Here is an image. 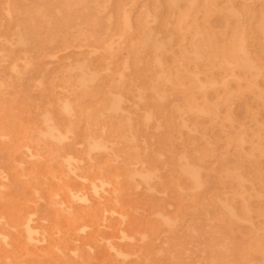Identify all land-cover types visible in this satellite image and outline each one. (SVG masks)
<instances>
[{
  "label": "rangeland",
  "instance_id": "374dc122",
  "mask_svg": "<svg viewBox=\"0 0 264 264\" xmlns=\"http://www.w3.org/2000/svg\"><path fill=\"white\" fill-rule=\"evenodd\" d=\"M0 54V264H264V0H0Z\"/></svg>",
  "mask_w": 264,
  "mask_h": 264
},
{
  "label": "bare ground",
  "instance_id": "6f19581e",
  "mask_svg": "<svg viewBox=\"0 0 264 264\" xmlns=\"http://www.w3.org/2000/svg\"><path fill=\"white\" fill-rule=\"evenodd\" d=\"M109 1H110V0H109ZM91 2H92V1H91ZM210 5H211V4H210ZM7 6H8V5H7ZM211 6H212V5H211ZM10 7H11V6H10ZM173 7H174V6H173ZM6 9H7V8H6ZM176 9H178V8H176ZM100 10H101V9H100ZM102 10H103V9H102ZM102 10H101V11H102ZM5 11H6V10H5ZM8 11H9V10H7V12H8ZM10 11H11V9H10ZM98 12H99V11H98ZM102 12H103V11H102ZM180 12H181V11H180ZM189 12H190V11H189ZM9 13H10V12H9ZM123 13H124V12H123ZM9 15H11V14H9ZM125 15H126V14H125ZM126 16H127V15H126ZM126 16H125V17H126ZM117 17H118V16H117ZM118 18H119V17H118ZM127 18H128V17H127ZM78 19H79V18H78ZM119 19H120V18H119ZM120 20H121V19H120ZM185 20H186V19H185ZM127 21H128V20H127ZM186 21H187V20H186ZM64 22H65V20H64ZM123 22H124V21H123ZM179 22H182V21H180V19H179ZM184 22H185V21H184ZM126 23H127V22H125V24H126ZM185 23H186V22H185ZM23 24H24V23H23ZM80 24H82V23H80ZM64 25H65V24H63V26H64ZM178 25H179V24H178ZM182 25H183V24H182ZM23 26H24V25H23ZM25 26H26V25H25ZM26 27H27V26H26ZM58 27H60V26H58ZM71 27H72V26H71ZM21 28H22V27H21ZM65 28H67V27L65 26ZM73 28H74V27H73ZM179 28H180V27H179ZM68 29H69V28H68ZM80 29H81V28H80ZM23 30H26V29H23ZM55 30H56V29H55ZM71 30H72V29H71ZM106 30H107V29H106ZM188 30H189V29H188ZM244 30H245V29H244ZM236 31H237V30H236ZM15 32H16V31H15ZM21 32H22V31H21ZM57 32H59V31H57ZM64 32H66V31H64ZM69 32H70V31H69ZM241 32H242V31H241ZM245 32H246V31H245ZM23 33H24V31H23ZM59 33H61V32H59ZM59 33L57 34V36L59 35ZM67 33H68V32H67ZM67 33H66V34H67ZM105 33L107 34L106 31H105ZM239 33H240V32H239ZM24 34H25V33H24ZM28 34H29V33H28ZM61 35H62V34H61ZM72 35H73V34H72ZM101 35H102V34H101ZM182 35H183V34H182ZM184 35H185V34H184ZM196 35H198V34H196ZM196 35H195V36H196ZM18 36H19V35H18ZM20 36H21V35H20ZM20 36H19V37H20ZM118 36H119V34H118ZM23 37H24V35H23ZM122 37H123V36H122ZM122 37H121V38H122ZM20 38H21V37H20ZM73 38H74V37H73ZM83 38H84V37H83ZM87 38H88V37H87ZM104 38H105V37H104ZM117 38H118V37H117ZM245 38H246V37H245ZM112 39H113V37H112ZM118 39H119V38H118ZM233 39H234V36H233ZM246 39H247V38H246ZM19 40H20V39H19ZM57 40H58V39H57ZM100 40H102V39H100ZM107 40H108V39H107ZM193 40H194V39H193ZM243 40H244V39H243ZM243 40H242V42H243ZM5 41H6V40H5ZM74 41H76V40L74 39ZM98 41H99V39H98ZM109 41H110V40H109ZM109 41H107V42L109 43ZM120 41H121V40H120ZM6 42H7V41H6ZM101 42H103V41H101ZM104 42H105V41H104ZM182 42H183V41H182ZM193 42H194V41H193ZM242 42H241V43H242ZM20 43H21V42H20ZM82 43H83V42H82ZM96 43H97V41H96ZM98 43H99V42H98ZM115 43H116V42H115ZM8 44H9V43H8ZM73 44H74V43H73ZM101 44H102V43H101ZM111 44H114V43H110V45H111ZM182 44H184V43H182ZM229 44H230V43H229ZM106 45H107V44H106ZM108 45H109V44H108ZM197 45H198V44H197ZM73 46H74V45H73ZM96 46H97V47H98V46L100 47V44H99V45L95 44V47H96ZM230 46H231V45H230ZM80 47H81V46H80ZM107 47H108V46H107ZM202 47H203V45H202ZM56 48H57V47H56ZM59 48H60V47H59ZM61 48H62V47H61ZM68 48H69V47H68ZM104 48H106V46H105ZM110 48H112V47H110ZM203 48H204V47H203ZM227 48H230V47H227ZM227 48H226V49H227ZM57 49H58V48H57ZM63 49H64V48H63ZM91 49H92V48H91ZM95 49H96V48H95ZM204 49H205V48H204ZM54 50H56V49H54ZM65 50H66V49H65ZM112 50H113V48H112ZM232 50H234V49H232ZM95 51L99 52L100 49H99V51H98V50H94V53H95ZM218 51H219V50H218ZM4 52H5V51H4ZM90 52H91V51H90ZM97 52H96V53H97ZM101 52H102V51H101ZM103 52H104V51H103ZM111 52H112V51H111ZM190 52H191V51H190ZM200 52H201V51H200ZM5 53H6V52H5ZM92 53H93V52H92ZM222 53H223V51H222ZM1 54H3V52H2ZM1 54H0V56H1ZM202 54H203V53H202ZM10 55H11V54H10ZM55 55H56V54H54V56H55ZM56 56H57V55H56ZM202 57H203V56H202ZM224 57H225V56H224ZM0 58H1V57H0ZM3 58H4V57H3ZM184 58H185V57H184ZM219 58H220V56H219ZM6 59H8V58H6ZM192 59H194V58L192 57ZM200 59H201V58H200ZM232 59H233V58H232ZM234 59H235V57H234ZM234 59H233V60H234ZM1 60L3 61L4 59L1 58ZM18 60H20V59H18ZM18 60H17V61H18ZM182 60H184V59H182ZM222 60H223V59H222ZM227 60H228V59H227ZM254 60H256V59H254ZM223 61H224V60H223ZM256 61H257V60H256ZM24 62H25V60L23 61V63H24ZM189 62H190V61H189ZM192 62H193V61H192ZM228 62H229V60H228ZM1 63H3V62H1ZM12 63H13V62H12ZM28 63H29V62H28ZM223 63H224V62H223ZM225 63H227V62H225ZM230 63H231V61H230ZM230 63H227V64H230ZM232 63H233V62H232ZM254 63H255V62H254ZM15 64H16V63H15ZM187 64H188V63H187ZM220 64H222V63H220ZM176 65H177V64H176ZM223 65H224V64H223ZM230 65H231V64H230ZM259 65H260V64H259ZM261 65H262V64H261ZM226 66H227V65H226ZM15 67H17V66H15ZM176 67H177V66H176ZM262 67H263V65H262ZM262 67H261V68H262ZM228 68H230V66H229ZM259 68H260V66H259ZM263 68H264V67H263ZM175 69H176V68H175ZM219 69H220V68H219ZM187 70H188V69H187ZM220 70H221V69H220ZM66 71H67V70H66ZM90 71H91V70H90ZM196 71H197V70H196ZM243 71H244V70H243ZM18 72H19V70H18ZM92 72H94V71H92ZM228 72H229V71H228ZM232 72H233V71H232ZM249 72H250V71H249ZM261 72H262V71H261ZM12 73H13V72H12ZM96 73H97V72H96ZM169 73H170V72H169ZM230 73H231V72H230ZM68 74H69V73H68ZM179 74H181V73H179ZM66 75H67V74H66ZM176 75H177V74H176ZM231 75H232V74H231ZM68 76H69V75H68ZM199 76H200V75H199ZM209 76H210V75H209ZM214 76H215V75H214ZM69 77H70V76H69ZM219 77H220V76H219ZM219 77H217V78H219ZM63 78H65V77H63ZM156 78H157V77H156ZM171 78H172V77H171ZM193 78H194V77H193ZM220 78H221V77H220ZM229 78H232V77H229ZM120 79H122V78H121V75H120ZM157 79H159V78H157ZM160 79H161V78H160ZM71 80H72V78H71ZM118 80H119V79H118ZM225 80H226V79H225ZM227 80H228V79H227ZM234 80H235V79H234ZM66 81H67V80H66ZM237 81H238V80H236V82H237ZM185 82H186V81H185ZM212 82H213V81H212ZM212 82H211V83H212ZM214 82H215V81H214ZM217 82H218V81H217ZM221 82H224V83H225L226 81L221 80ZM64 83H65V82H64ZM66 83H67V82H66ZM116 83L119 84L118 82H116ZM229 83H230V80H229ZM239 83H240V82H239ZM239 83H238V84H239ZM68 84H71V83H68ZM120 84H121V83H120ZM174 84H175V83H174ZM183 84H184V83H183ZM238 84H237V85H238ZM257 84H258V83H257ZM185 85H186V84H185ZM185 85H184V86H185ZM215 85H216V84H215ZM228 85H229V84H228ZM66 86H67V85H66ZM69 86L72 88V85H69ZM171 86H172V85H171ZM176 86H178V84H177ZM176 86H175V88H178V87H176ZM187 86H188V85H187ZM0 87H1V86H0ZM194 87H195V86H194ZM199 87H200V86H199ZM201 87H202V86H201ZM201 87H200V88H201ZM217 87H218V86H215L214 88H217ZM219 87H220V86H219ZM219 87H218V88H219ZM229 87H230V86H229ZM251 87H252V86H251ZM185 88H186V87H185ZM188 88H189V87H188ZM255 88H256V87H255ZM190 89H191V88H190ZM66 90H67V89H66ZM111 90H112V89H111ZM84 91H85V90H84ZM86 91H87V90H86ZM167 91H168V90H167ZM167 91L165 90V92H167ZM233 91H234V90H233ZM113 92H114V91H113ZM222 92H223V91H222ZM167 93H168V92H167ZM225 93H226V92H225ZM225 93H224V95H225ZM231 93H232V92H231ZM86 94H87V93H85V95H86ZM197 94H198V93H197ZM203 94L205 95V92H204ZM226 94H227V93H226ZM199 95H200V94H199ZM222 95H223V93H222ZM224 95H223V96H224ZM79 96H80V95H79ZM192 96H194V95H192ZM205 97H206V96H205ZM221 97H222V96H221ZM64 100H65V99H64ZM192 100H193V98H192ZM66 101H67V99H66ZM59 102H61V101H59ZM198 102H199V101H198ZM63 103H64V102H63ZM67 103H68V102H67ZM67 103H65V104H67ZM76 103H77V102H76ZM182 105H183V104H182ZM67 106H70V104H67ZM73 106H74V105H73ZM103 106H105V105H103ZM203 106H204V105H203ZM57 107H58V106H57ZM60 107H61V106H60ZM76 107H77V106H76ZM63 108H64V107H63ZM74 108H75V107H74ZM77 108H78V107H77ZM101 108H102V106H101ZM206 108H208V107H206ZM81 109H84V110H85V108H81ZM108 109H109V108H108ZM187 109H188V107H187ZM208 109H209V108H208ZM69 110H71L70 107H69ZM62 111H63V109H62ZM86 111H89V110H86ZM86 111H85V113H86ZM127 111H128V109H127ZM210 111H211V110H210ZM70 112H71V111H70ZM79 112H81V110H79ZM106 112H108V111H106ZM46 113H48V112H46ZM46 113H45V115H47ZM63 113H64V112H63ZM81 113H82V112H81ZM81 113H80V115H81ZM64 114H65V113H64ZM70 114H71V113H70ZM89 114H90V113H89ZM95 114H96V113H95ZM144 114H145V113H144ZM152 114H153V113H152ZM49 115H50V113H49ZM49 115H47V116H49ZM65 115H66V114H65ZM68 115H69V114H68ZM85 115H86V114H85ZM123 115H124V114H123ZM125 115H126V114H125ZM142 115H143V114H142ZM147 115H148V114H147ZM59 116H60V115H59ZM69 116H70V115H69ZM81 116H82V115H81ZM127 116H128V115H127ZM148 116H149V115H148ZM49 117H50V116H49ZM70 117H71V116H70ZM72 117H73V116H72ZM72 117H71V118H72ZM83 117H84V116H83ZM119 117H120V116H119ZM119 117H118V118H119ZM122 117H123V116H122ZM42 118H43V115H42ZM45 118H47V117H45ZM97 118H98V117H97ZM149 118H150V121H151V118H152V117L150 116ZM123 119H124V117H123ZM145 119H147V117H145ZM180 119H181V118H180ZM199 119H200V118H199ZM88 120H89V118H88ZM88 120H87V121H88ZM124 120H125V119H124ZM44 121H45V120H44ZM48 121H49V120H48ZM50 121H51V119H50ZM83 121H84V120H83ZM130 121H131V119H130ZM148 121H149V120H148ZM148 121H147V122H148ZM180 121H181V120H180ZM51 122H52V121H51ZM88 122H90V121H88ZM47 123H48V122H47ZM149 123H151V122H149ZM182 123H183V122H182ZM43 124H44V123H43ZM45 124H46V123H45ZM45 124H44V125H45ZM50 124H51V123H50ZM69 124H70V120H69ZM85 124H86V121H85ZM85 124H84V127H85ZM93 124H94V122H93ZM187 124H188V123H187ZM187 124H186V125H187ZM24 125H25V124H24ZM87 125H88V124H87ZM87 125H86V126H87ZM94 125H95V124H94ZM98 125H99V124H97V126H98ZM27 126H28V125H27ZM47 126H48V125L46 124L45 127H47ZM70 126H71V125H70ZM80 126H82V125H80ZM88 126H89V125H88ZM88 126H87V129H86V130H87V131H86L87 133H88ZM198 126H199V125H198ZM25 127H26V126H25ZM52 128H53V127H52ZM54 128H55V127H54ZM92 128H94V126H93ZM95 128H96V127H95ZM191 128H192V127H191ZM191 128H190V129H191ZM46 129H47V128H46ZM83 129H84V128H83ZM192 129H193V128H192ZM47 130H48V129H47ZM54 130H55V129H54ZM65 130H68V129H65ZM2 131H3V128H2ZM4 131H6V130L4 129ZM7 131H8V130H7ZM38 131H39V130H38ZM40 131H41V130H40ZM40 131H39V133H40ZM48 131H49V130H48ZM48 131H47V132H48ZM50 131H51V130H50ZM68 131H69V130H68ZM103 131H104V130H103ZM47 132H46V133H47ZM54 132H55V131H54ZM58 132H59V131H58ZM83 132H84V131H83ZM50 133H51V132H50ZM59 133H60V132H59ZM125 133H126V132H125ZM0 134H5V133H0ZM40 134H41V133H40ZM40 134H39V135H40ZM52 134H53V133H52ZM70 134H71V133H70ZM70 134H69V135H70ZM91 134H92V133H91ZM102 134H104V132H103ZM119 134H120V133H119ZM122 134H123V132H122ZM7 135L10 137L9 133H8ZM41 135H43V134H41ZM60 135H61V133H60ZM116 135H117V134H116ZM200 135H201V134H200ZM0 136H1V135H0ZM2 136H3V135H2ZM8 136H7V137H8ZM57 136H58V135H57ZM57 136H56V137H57ZM62 136H64V135H62ZM71 136L73 137V134H72ZM81 136H82V135H81ZM92 136L94 137V134H92ZM108 136H109V135H108ZM121 136H122V135H121ZM130 136H131V135H130ZM4 137H5V136H4ZM66 137H67V136H66ZM87 137H88V136H87ZM125 137H126V136H125ZM240 138H241V137H240ZM24 139H26V138H24ZM43 139H44V138H43ZM45 139L47 140L46 137H45ZM49 139H51V138H49ZM49 139H48V140H49ZM107 139H108V138H107ZM130 139H131V138H130ZM241 139H242V138H241ZM7 140H8V139H7ZM52 140H53V142H54L55 137H54V139L52 138ZM58 140H60V139H58ZM69 140H70V139H69ZM1 141H2V139H1ZM28 141H29V139H28ZM63 141H64V140H63ZM66 141H68V138H67V140H65L64 142H66ZM91 141L93 142V140H91ZM99 141H100V139H99ZM117 141H120V140H117ZM131 141H132V140H131ZM105 142H106V141H105ZM122 142H123V140H122ZM229 142H230V141H229ZM242 142H243V140H241V144H242ZM36 143H38V142H36ZM50 143H51V142H50ZM55 143H56V142H55ZM61 143H62V142H61ZM85 143H86V142H85ZM96 143H97V142H96ZM99 143H100V142H99ZM128 143L131 144L130 142H128ZM132 143H133V141H132ZM244 143H246V142H244ZM57 144H58V143H57ZM92 144H93V143H92ZM100 144H102V143H100ZM106 144H107V143H105V145H106ZM113 144H114V143H113ZM262 144H263V143H262ZM90 145H91V144H90ZM93 145H94V144H93ZM102 145H103V144H102ZM108 145L114 147V146L111 145V144H108ZM134 145H135V144H134ZM254 145H255V144H254ZM26 146H27V144H26ZM45 146H46V145H45ZM75 146H76V145H75ZM82 146H83V145H82ZM255 146H256V145H255ZM21 147H23V146H21ZM24 147H25V146H24ZM87 147H88V145H87ZM101 147H102V146H100V148H101ZM135 147H136V146H135ZM45 148L47 149V147H45ZM100 148H98V149H100ZM253 148H254V147H253ZM79 149H80V148H79ZM89 149H90V147H89ZM101 149H102V148H101ZM101 149H100V150H101ZM105 149H106V148H105ZM105 149H104V146H103V151H105ZM20 150H22V149H20ZM23 150H24V149H23ZM30 150H31V149H30ZM87 150H88V148H87ZM107 150H109V149H107ZM61 151H62V150H61ZM92 151H93V150H91V152H92ZM101 151H102V150H101ZM133 151H134V150H133ZM256 151H257V150H256ZM256 151H254V152H256ZM26 152H27V151H26ZM50 152H51V151H50ZM55 152H56V151H55ZM96 152H100V151H97V150H96ZM105 152H106V151H105ZM105 152H104V153H105ZM110 152H112V151H110ZM134 152H135V151H134ZM27 153H28V152H27ZM92 153H94V152H92ZM135 153H136V152H135ZM28 154H29V153H28ZM53 154H55V153H53ZM87 154H88V156H89V152H87ZM106 154H107V153H106ZM37 155H38V151H37ZM48 155H49V153H48ZM50 155H52V154H50ZM107 155H108V154H107ZM112 155H113V153H112ZM114 155H115V154H114ZM114 155H113V156H114ZM185 155L188 157L187 154H185ZM35 156H36V155H35ZM35 156L32 155L30 158H32V157L34 158ZM38 156H39V155H38ZM38 156H36V157L38 158ZM65 156H66V155H65ZM69 156H71V155H69ZM69 156L67 157V159L69 158ZM84 156H85V155H84ZM86 156H87V155H86ZM115 156H116V155H115ZM115 156H114V157H115ZM23 157H24V155H23ZM25 157H26V156H25ZM72 157H73V156H72ZM80 157H81V156H80ZM250 157H251V156H249L248 159H250ZM28 158H29V157H28ZM50 158H51V157H50ZM52 158H53V157H52ZM88 158H89V157H88ZM117 158H119V157H117ZM117 158H116V159H117ZM130 158H131V157H130ZM65 159H66V158H65ZM69 159L72 160L71 158H69ZM69 159H68V160H69ZM89 159H90V158H89ZM116 159H115V161H116ZM188 159H189V157H188ZM90 160H91V159H90ZM64 161H65V160H64ZM79 161H80V160H79ZM88 161H89V160H88ZM182 161H183V160H182ZM189 161H190V160H189ZM62 162H63V158H62ZM69 162H70V161H69ZM71 162H72V161H71ZM74 162H75V161H74ZM76 162H77V160H76ZM80 162H81V161H80ZM80 162H78V163L81 164ZM14 163H15V162H14ZM21 163H22V161H21ZM126 163H127V162H126ZM136 163H137V162H136ZM185 163H187V162L185 161ZM18 164H20V163H18ZM18 164H17V165H18ZM63 164H64V163H63ZM63 164H62V165H63ZM20 165H21V164H20ZM91 165H92V164H91ZM140 165H141V164H140ZM196 165H197V164H196ZM199 165H200V164H199ZM71 166H72V165H71ZM80 166H81V165H80ZM133 166H134V165H133ZM18 167L21 168V166H19V165H18ZM67 167H68V166H67ZM123 167H124V166H123ZM131 167H132V166H131ZM142 167H143V165H142ZM60 168H61V167H60ZM64 168H65V167H64ZM68 168H69V167H68ZM91 168H92V167H91ZM103 168H105V166H104ZM178 169H179V167H178ZM61 170H62V169H61ZM90 170H91V169H90ZM97 170H98V169H97ZM109 170H110V169H109ZM179 170H180V169H179ZM197 170H199V169H197ZM34 171H35V170H34ZM42 171H43V170H42ZM62 171H63V170H62ZM70 171H71V172H74L75 170H74V169H70ZM79 171H80V170H79ZM79 171H78V172H79ZM84 171H85V170H84ZM91 171H92V170H91ZM91 171H90V172H91ZM98 171H101V170H98ZM116 171H117V170H116ZM134 171H135V169H134ZM144 171H145V170H144ZM183 171H184V169H183ZM202 171H203V170H202ZM53 172H54V171H53ZM75 172H76V171H75ZM145 172H146V171H145ZM2 173H3V172H2ZM67 173H68V171H67ZM86 173H87V172H86ZM93 173H94V172H93ZM47 174H48V173H47ZM72 174H73V173H72ZM72 174H71V175H72ZM100 174H102V173L100 172ZM140 174H142V173H140ZM225 174H226V173H225ZM91 175H92V174H91ZM135 175H136V174H135ZM226 175H227V174H226ZM0 176H1V175H0ZM3 176H4V175H3ZM63 176H64V175H63ZM74 176H75V175H74ZM82 176H84V175H82ZM133 176H134V175H133ZM152 176H153V175H152ZM224 176H225V175H224ZM6 177H7V176H6ZM28 177L30 178V176H28ZM33 177H35V176H33ZM41 177H42V176H41ZM46 177H47V176H46ZM50 177H52V176H50ZM115 177H116V176H115ZM115 177H114V178H115ZM146 177H147V176H146ZM153 177H154V176H153ZM226 177H227V176H226ZM4 178H5V177H4ZM26 178H27V177H26ZM43 178H44V177H43ZM62 178H63V177H62ZM77 178H78V177H77ZM100 178H101V175H100ZM102 178H103V177H102ZM119 178H120V177H119ZM128 178H130V177H128ZM136 178H137V177H136ZM139 178H141V177H138V179H139ZM227 178H228V177H227ZM227 178H226V179H227ZM6 179H7V178H6ZM53 179H54V177H53ZM75 179H76V178H75ZM80 179H83V178H80ZM84 179H85V178H84ZM116 179H117V178H116ZM120 179H121V178H120ZM141 179L143 180L144 178L142 177ZM44 180H45V178H44ZM97 180H98V179H97ZM105 180H106V179H105ZM0 181H1V179H0ZM4 181H5V180H4ZM35 181H36V180H35ZM46 181H47V180H46ZM56 181H57V180H56ZM85 181H86V180H85ZM100 181L102 182V180H100ZM103 181H104V180H103ZM198 181H199V180H198ZM26 182H27V181H26ZM59 182H60V181H59ZM95 182H96V180H95ZM108 182H109V181H108ZM141 182H142V181H141ZM152 182H153V181H152ZM176 182H177V181H176ZM193 182H195V181H193ZM98 183H99V182H98ZM103 183H105V182H103ZM103 183L101 184V186L104 185ZM115 183H116V182H115ZM134 183H135V182H134ZM142 183H143V182H142ZM196 183H197V182H196ZM199 183H201V182L199 181ZM204 183H206V182H204ZM14 184H15V182H14ZM86 184H87V182H86ZM109 184H110V182H109ZM145 184H146V183H145ZM15 185H16V184H15ZM49 185H50V184H49ZM79 185H81V184H79ZM90 185H91V184H90ZM93 185L95 186L94 183H93ZM107 185H108V184H107ZM146 185H147V184H146ZM201 185H202V184H201ZM1 186H2V185H1ZM1 186H0V187H1ZM29 186H30V185H29ZM108 186H109V185H108ZM117 186H118V185H117ZM195 186L197 187L196 189H198L199 185L196 184ZM195 186H194V187H195ZM45 187H46V186H45ZM87 187H88V186H87ZM92 187H93V186H92ZM97 187H98V186H97ZM97 187L95 186V187H94V190L100 188V187H99V188H97ZM106 187H107V186H106ZM111 187H112V186H111ZM147 187H148V186H147ZM200 187H201V186H200ZM2 188H3V187H2ZM17 188H18V187H17ZM31 188H32V187H31ZM50 188H51V187H50ZM101 188H102V187H101ZM177 188H178V190H179V187H177ZM261 188H262V187H261ZM18 189H19V188H18ZM67 189H68V191L70 190V188H67ZM120 189H121V188H120ZM148 189H149V188H148ZM186 189H187V188H186ZM262 189H263V188H262ZM5 190H6V189H5ZM64 190H65V189H64ZM121 190H122V189H121ZM0 191H1V190H0ZM98 191H99V190H98ZM102 191H103V190H102ZM114 191H116V190L114 189ZM189 191L191 192V190H189ZM245 191H246V190H245ZM37 192H38V191H37ZM69 192L71 193V191H69ZM69 192H67V193L69 194ZM74 192H75V191H74ZM81 192H82V191H81ZM90 192H91V191H90ZM116 192H117V191H116ZM116 192H115V193H116ZM179 192H180V191H179ZM183 192H184V191H183ZM186 192H188V191H186ZM53 193H54V192H53ZM56 193H57V192H56ZM60 193H62V192H60ZM78 193L80 194L79 191H78ZM83 193H84V192H83ZM92 193H93V192H92ZM192 193H193V192H192ZM243 193H244V192H243ZM248 193H249V192H248ZM248 193H247V194H248ZM34 194H35V190H34ZM76 194H77V193H76ZM76 194L72 193L70 199L74 201L75 197L78 198V194H77V195H76ZM84 194H85V193H84ZM98 194H99V193H98ZM101 194H102V193H101ZM104 194H105V193H104ZM113 194H114V193H113ZM233 194H236V193L234 192ZM245 194H246V193H244V195H245ZM54 195H56V194H54ZM57 195H58V194H57ZM92 195H93V194H92ZM107 195H108V194H107ZM30 196H31V195H30ZM33 196H34V195H33ZM36 196H37V195H36ZM42 196H43V195H42ZM47 196H48V195H47ZM231 196H232V195H231ZM238 196H239V195H238ZM238 196H237V194H236V197H238ZM240 196H241V195H240ZM240 196H239V198H240ZM34 197H35V196H34ZM73 197H74V199H72ZM95 197H96V196H95ZM241 197L243 198V196H241ZM51 198H52V197H51ZM53 198H54V197H53ZM80 198H81V197H80ZM80 198H78V200H80L79 202H82V203H83V201H81ZM232 198H233V197H232ZM242 198H241V199H242ZM56 199H57V198H56ZM82 199L85 200V203H86V201H87L86 197H83ZM217 199H218V198H217ZM217 199H216V200H217ZM244 199H245V198H244ZM246 199H247V198H246ZM246 199H245V200H246ZM0 200H1V199H0ZM38 200H39V199H38ZM216 200H215V201H216ZM247 200H248V199H247ZM76 201H77V200H76ZM114 201H115V200H114ZM231 201H232V200H231ZM26 202H27V201H26ZM61 202H62V201H61ZM74 202H75V201H74ZM87 202H88V201H87ZM210 202H211V201H210ZM226 202H227V201H226ZM1 203H2V202H1ZM28 203H29V202H28ZM55 203H56V202H55ZM62 203H63V202H62ZM62 203H61V204H62ZM85 203H83V204H85ZM116 203H117V202H116ZM29 204H30V203H29ZM31 204H32V203H31ZM51 204H52V203H51ZM208 204H209V203H208ZM208 204H207V205H208ZM210 204H214V202H211ZM218 204H219V203H218ZM32 205L35 206V204H32ZM54 205H55V204H54ZM54 205H53V206H54ZM63 205H64V204H63ZM244 205H245V201H244ZM2 206H3V205H2ZM51 206H52V205H51ZM208 206H209V205H208ZM213 206H214V205H213ZM246 206H247V205H246ZM202 207H203V206H202ZM206 207H207V206H206ZM206 207H205V208H206ZM214 207H215V206H214ZM12 208H13V207H12ZM60 208H61V207H60ZM203 208H204V207H203ZM13 209H14V208H13ZM61 209H62V208H61ZM66 209H67V208H66ZM200 209H201V208H200ZM212 209H214V208H212ZM207 210H209V209H207ZM68 211L71 212L70 209H69ZM210 211H211V209H210ZM212 211H213V210H212ZM62 212H63V210H62ZM110 212L112 213V212H114V211H110ZM226 212H227V211H226ZM66 213H68L67 210H66ZM104 213H105V212H104ZM205 213H206V211H205ZM242 213H243V212H242ZM35 214H36V213H35ZM113 214H114V213H113ZM219 214H221V213H219ZM239 214H240V213H239ZM27 215H29V214H27ZM30 215H31V217L33 216V214H30ZM67 215L70 216V214H67ZM109 215H110V213H109ZM111 215H112V214H111ZM158 215H159V213H158ZM115 216H116V215H115ZM120 216H121V215H120ZM156 216H157V214H156ZM156 216H155V218H156ZM236 216H237V214H236ZM242 216H244V215H242ZM0 217H1V216H0ZM33 217H35V216H33ZM55 217H56V216H55ZM118 217H119V216H118ZM123 217H124V219H125V216H123ZM160 217H161V215H160ZM160 217H159V218H160ZM29 218H30V217H29ZM120 218H121V217H120ZM161 218H162V217H161ZM161 218H160V219H161ZM241 218H242V217H241ZM25 219H26V218H25ZM124 219H123V220H124ZM167 219H168V216H167ZM242 219H243V218H242ZM247 219H248V218H247ZM1 220H3V219H0V221H1ZM64 220H65V219H64ZM123 220H121V221H123ZM161 220H162V219H161ZM168 220H169V219H168ZM168 220H167V221H168ZM248 220H249V219H248ZM106 221H107V220H106ZM163 221H164V220H163ZM163 221H162V222H163ZM170 221H171V220H170ZM235 221H236V220H235ZM65 222H66V221H65ZM164 222H166V221H164ZM42 223H45V222L43 221ZM122 223H123V222H122ZM174 223H175V222H174ZM33 224H34V223H33ZM22 225H23V227H24V230H25V232H26V234H27V238L29 239V241H31V242H33V241H37V242H38V241H41L40 237L37 236V234H38V233H37L38 229H37V231H36L35 228L32 227V225H31V219H28V218H27V219L22 223ZM6 226H7V225H6ZM16 226H17V225H16ZM121 226H122V224H121ZM121 226H119V227H121ZM215 227H216V226H215ZM20 228H21V227H20ZM103 228H104V227H103ZM216 228H217V227H216ZM216 228H215V229H216ZM9 229H10V228H9ZM11 229H12V228H11ZM82 229H83V228H82ZM86 229H87V228H86ZM80 230H81V228H80ZM84 230H85V229H84ZM119 230H120V229H119ZM13 231H14V229H13ZM39 231H40V230H39ZM170 231H171V230H170ZM217 231H218V230H217ZM256 231H257V230H256ZM23 232H24V231H23ZM43 232H44V231H43ZM57 232H58V230H57ZM78 232H84V231H82V230L79 231V230H78ZM258 232H259V231H258ZM41 233H42V232H41ZM259 233H260V232H259ZM262 233H264V232L262 231ZM42 234H43V233H42ZM44 234H46V233H44ZM75 234H76V232H75ZM83 234H84V233H83ZM122 234H125V233H122ZM122 234H121V235H122ZM214 234L216 235V233H214ZM256 234H257V233H256ZM58 235H59V234H58ZM58 235H57V236H58ZM137 235H138V234H137ZM140 235H141V234H140ZM143 235H144V237H145V234H143ZM210 235H211V234H210ZM219 235H220V234H219ZM0 236H1V234H0ZM2 236H3V235H2ZM20 236H21V235H20ZM123 236L126 238L125 235H123ZM123 236H121V237H123ZM216 236H218V234H217ZM220 236H221V235H220ZM4 237H5V238H3V239H7V241H9L8 238H7L6 236H4ZM47 237H48V236H47ZM124 237H123V238H124ZM141 237H142V235H141ZM144 237H143V240L146 239V238H144ZM221 237H222V236H221ZM99 238H100V237H99ZM120 239H121V240H119V241L121 242V241H122V238H120ZM127 239H128V238H126V240H127ZM130 239H133V238L131 237ZM130 239H129V241H130ZM100 240H101V239H100ZM115 240H116V239H115ZM126 240H125V241H126ZM140 240H141V239H140ZM261 240H262V239H261ZM43 241H44V240H43ZM106 241H107V240H106ZM119 241H118V242H119ZM144 241H145V240H144ZM0 242H1V241H0ZM5 242H6V240H5ZM26 242L28 243V240H27V239H26ZM77 242H78V241H77ZM104 242H105V241H104ZM107 242L109 243V240H108ZM1 243H2V242H1ZM3 243H4V242H3ZM3 243H2V244H3ZM38 243H40V242H38ZM74 243H75V242H74ZM115 243H116V242H115ZM210 243H211V242H210ZM35 244H36V243H35ZM40 244H41V243H40ZM78 244H79V243H78ZM131 244H132V243H131ZM218 244H219V243H218ZM5 245H6V244H5ZM5 245H4V246H5ZM28 245H30V243H29ZM4 246H3V247H4ZM33 246H35V245H33ZM106 246H108V245H106ZM6 247H8V245H6L5 248H6ZM71 247H72V246H71ZM110 247H112V246H110ZM206 247H207V246H206ZM257 247H258V246H257ZM52 248H53V247H52ZM89 248H90V247H89ZM127 248H128V247H127ZM215 248H216V247H215ZM9 249H11V248H9ZM55 249H56V248H54V251H55ZM95 249H96V246H95ZM112 249H113V248H112ZM112 249L110 248L111 251H112ZM18 250H19V249H18ZM114 250H115V249H113V251H114ZM117 250H118V249H117ZM222 250H223V249H222ZM24 251H25V250H24ZM220 251H221V250H220ZM5 252H6V251H5ZM14 252H15V251H14ZM26 252H27V251H26ZM38 252H39V251H38ZM68 252H69V251H68ZM70 252H72V251H70ZM74 252H76V251H74ZM109 252H110V251H109ZM209 252H211V251H209ZM7 253H8V252H7ZM28 253H29V252H28ZM57 253H58V252H57ZM72 253H73V252H72ZM79 253H80V252H79ZM115 253H116V251H115ZM118 253H119V251H118ZM16 254H18V252H17ZM73 254H74V253H73ZM73 254H72V256H73ZM91 254H92V253H91ZM116 254H117V253H116ZM120 254H121V255H120ZM122 254H123V253H119L120 256H119L118 254H117L116 256H117V257H118V256H119V257H122ZM10 255H12V254H10ZM62 255H63V254H62ZM70 255H71V254H70ZM126 255H127V254H123V257H125ZM128 256H129V255H128ZM128 256H127V257H128ZM134 256H135V255H134ZM239 256H240V255H238V257H239ZM0 257H1V256H0ZM4 257H5V255H4ZM20 257H21V256H20ZM123 257H122V258H123ZM21 258H22V257H21ZM75 258H77V257L75 256ZM239 258H240V257H239ZM77 259H78V258H77ZM87 259H88V258H87ZM117 259H118V258H117ZM124 259L126 260V258H124ZM124 259H123V260H124ZM235 259H237V258L235 257ZM2 260H3V259H2ZM12 260H13V259H12ZM6 261H8V260L6 259ZM13 261H14V260H13ZM79 261H81V260H79ZM81 262H82V261H81ZM209 262H210V261H209ZM7 263H8V262H7ZM61 263H62V262H61ZM96 263H97V262H96ZM121 263H122V262H121ZM237 263H238V262H237ZM8 264H9V263H8ZM13 264H14V263H13ZM63 264H64V263H63ZM209 264H210V263H209ZM238 264H239V263H238Z\"/></svg>",
  "mask_w": 264,
  "mask_h": 264
}]
</instances>
